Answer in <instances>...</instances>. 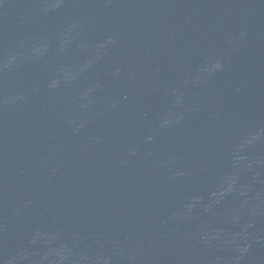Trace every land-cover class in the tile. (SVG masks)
<instances>
[{
    "label": "water",
    "instance_id": "95a60500",
    "mask_svg": "<svg viewBox=\"0 0 264 264\" xmlns=\"http://www.w3.org/2000/svg\"><path fill=\"white\" fill-rule=\"evenodd\" d=\"M0 264H264V0H0Z\"/></svg>",
    "mask_w": 264,
    "mask_h": 264
}]
</instances>
